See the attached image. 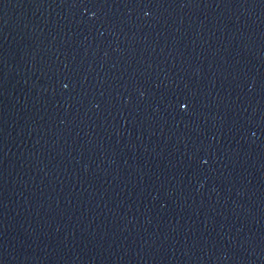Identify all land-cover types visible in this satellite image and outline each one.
I'll list each match as a JSON object with an SVG mask.
<instances>
[{
	"label": "water",
	"instance_id": "water-1",
	"mask_svg": "<svg viewBox=\"0 0 264 264\" xmlns=\"http://www.w3.org/2000/svg\"><path fill=\"white\" fill-rule=\"evenodd\" d=\"M0 264H264V0H0Z\"/></svg>",
	"mask_w": 264,
	"mask_h": 264
}]
</instances>
